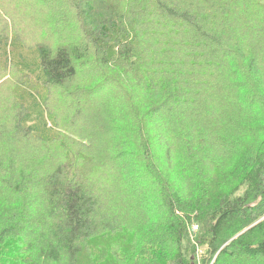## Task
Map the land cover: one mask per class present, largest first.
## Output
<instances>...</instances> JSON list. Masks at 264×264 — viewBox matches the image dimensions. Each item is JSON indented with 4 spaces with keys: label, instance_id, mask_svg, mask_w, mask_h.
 <instances>
[{
    "label": "trees",
    "instance_id": "obj_1",
    "mask_svg": "<svg viewBox=\"0 0 264 264\" xmlns=\"http://www.w3.org/2000/svg\"><path fill=\"white\" fill-rule=\"evenodd\" d=\"M0 264H264V0H0Z\"/></svg>",
    "mask_w": 264,
    "mask_h": 264
},
{
    "label": "rangeland",
    "instance_id": "obj_2",
    "mask_svg": "<svg viewBox=\"0 0 264 264\" xmlns=\"http://www.w3.org/2000/svg\"><path fill=\"white\" fill-rule=\"evenodd\" d=\"M187 90L185 89V92H186ZM89 96V95H88ZM95 96H99V93H96L95 94ZM205 97L204 96H202V97H200L199 99H204ZM199 102L198 101H196L195 103H194V106L196 105V104H198ZM197 106H199V105H197ZM185 111H186V109H185ZM4 199V207H7V205L9 204V200H7L6 198H3Z\"/></svg>",
    "mask_w": 264,
    "mask_h": 264
},
{
    "label": "built area",
    "instance_id": "obj_3",
    "mask_svg": "<svg viewBox=\"0 0 264 264\" xmlns=\"http://www.w3.org/2000/svg\"><path fill=\"white\" fill-rule=\"evenodd\" d=\"M198 229V226H194L193 231H196Z\"/></svg>",
    "mask_w": 264,
    "mask_h": 264
},
{
    "label": "bare ground",
    "instance_id": "obj_4",
    "mask_svg": "<svg viewBox=\"0 0 264 264\" xmlns=\"http://www.w3.org/2000/svg\"><path fill=\"white\" fill-rule=\"evenodd\" d=\"M41 135V134H40Z\"/></svg>",
    "mask_w": 264,
    "mask_h": 264
}]
</instances>
